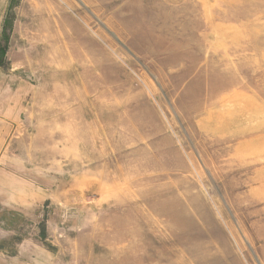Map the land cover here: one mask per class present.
<instances>
[{"label":"rangeland","instance_id":"1","mask_svg":"<svg viewBox=\"0 0 264 264\" xmlns=\"http://www.w3.org/2000/svg\"><path fill=\"white\" fill-rule=\"evenodd\" d=\"M0 264H264V0H0Z\"/></svg>","mask_w":264,"mask_h":264}]
</instances>
